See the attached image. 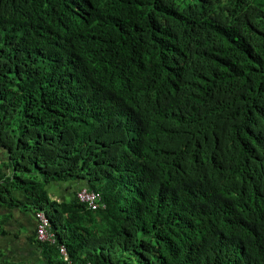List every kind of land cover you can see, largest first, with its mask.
<instances>
[{
  "label": "trees",
  "instance_id": "1",
  "mask_svg": "<svg viewBox=\"0 0 264 264\" xmlns=\"http://www.w3.org/2000/svg\"><path fill=\"white\" fill-rule=\"evenodd\" d=\"M0 207L41 264H264V0H0Z\"/></svg>",
  "mask_w": 264,
  "mask_h": 264
},
{
  "label": "crops",
  "instance_id": "2",
  "mask_svg": "<svg viewBox=\"0 0 264 264\" xmlns=\"http://www.w3.org/2000/svg\"><path fill=\"white\" fill-rule=\"evenodd\" d=\"M82 181L51 182L47 189L51 199L71 200L75 191L84 186ZM4 233L0 234V264H41L44 252L35 237V212L20 208L0 207Z\"/></svg>",
  "mask_w": 264,
  "mask_h": 264
},
{
  "label": "built area",
  "instance_id": "3",
  "mask_svg": "<svg viewBox=\"0 0 264 264\" xmlns=\"http://www.w3.org/2000/svg\"><path fill=\"white\" fill-rule=\"evenodd\" d=\"M77 197L81 202L86 203L90 209H98L100 206L101 196L98 192L88 190L87 188H81L77 193ZM35 216L37 219V238L41 241H51L54 243L56 240L51 232V224L48 216L44 211L36 212ZM60 251L65 258H68V251L65 246L62 245ZM86 264L99 263L88 262Z\"/></svg>",
  "mask_w": 264,
  "mask_h": 264
}]
</instances>
